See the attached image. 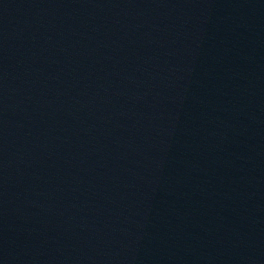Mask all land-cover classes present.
<instances>
[{
  "label": "water",
  "instance_id": "95a60500",
  "mask_svg": "<svg viewBox=\"0 0 264 264\" xmlns=\"http://www.w3.org/2000/svg\"><path fill=\"white\" fill-rule=\"evenodd\" d=\"M0 264H264V0H0Z\"/></svg>",
  "mask_w": 264,
  "mask_h": 264
}]
</instances>
